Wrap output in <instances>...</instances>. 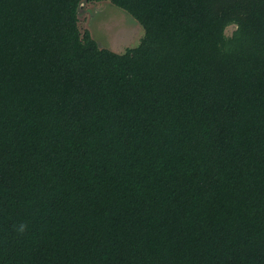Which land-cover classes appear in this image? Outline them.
<instances>
[{
  "label": "trees",
  "instance_id": "obj_1",
  "mask_svg": "<svg viewBox=\"0 0 264 264\" xmlns=\"http://www.w3.org/2000/svg\"><path fill=\"white\" fill-rule=\"evenodd\" d=\"M110 1L0 0V264H264V0Z\"/></svg>",
  "mask_w": 264,
  "mask_h": 264
},
{
  "label": "rangeland",
  "instance_id": "obj_2",
  "mask_svg": "<svg viewBox=\"0 0 264 264\" xmlns=\"http://www.w3.org/2000/svg\"><path fill=\"white\" fill-rule=\"evenodd\" d=\"M77 17L81 32L87 29L99 47L115 52L136 46L143 36V27L137 19L110 0H80ZM235 27L234 22L229 23L225 35L229 36Z\"/></svg>",
  "mask_w": 264,
  "mask_h": 264
},
{
  "label": "bare ground",
  "instance_id": "obj_3",
  "mask_svg": "<svg viewBox=\"0 0 264 264\" xmlns=\"http://www.w3.org/2000/svg\"><path fill=\"white\" fill-rule=\"evenodd\" d=\"M103 11V10H102ZM106 14V13H105Z\"/></svg>",
  "mask_w": 264,
  "mask_h": 264
}]
</instances>
